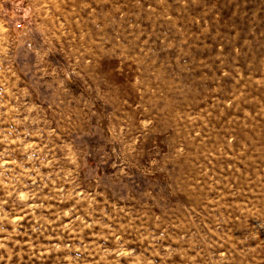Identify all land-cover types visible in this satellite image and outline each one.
<instances>
[{
    "label": "rangeland",
    "instance_id": "obj_1",
    "mask_svg": "<svg viewBox=\"0 0 264 264\" xmlns=\"http://www.w3.org/2000/svg\"><path fill=\"white\" fill-rule=\"evenodd\" d=\"M0 264H264V0H0Z\"/></svg>",
    "mask_w": 264,
    "mask_h": 264
},
{
    "label": "built area",
    "instance_id": "obj_2",
    "mask_svg": "<svg viewBox=\"0 0 264 264\" xmlns=\"http://www.w3.org/2000/svg\"><path fill=\"white\" fill-rule=\"evenodd\" d=\"M19 27H21V25H19Z\"/></svg>",
    "mask_w": 264,
    "mask_h": 264
}]
</instances>
